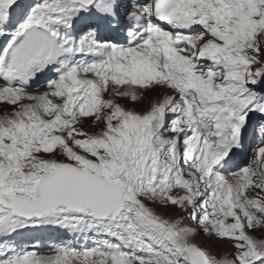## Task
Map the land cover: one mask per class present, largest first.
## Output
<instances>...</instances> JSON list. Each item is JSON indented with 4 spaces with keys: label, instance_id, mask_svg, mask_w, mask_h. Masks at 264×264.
I'll return each mask as SVG.
<instances>
[{
    "label": "snow or ice",
    "instance_id": "1",
    "mask_svg": "<svg viewBox=\"0 0 264 264\" xmlns=\"http://www.w3.org/2000/svg\"><path fill=\"white\" fill-rule=\"evenodd\" d=\"M0 105V264H264V0H0Z\"/></svg>",
    "mask_w": 264,
    "mask_h": 264
},
{
    "label": "rangeland",
    "instance_id": "2",
    "mask_svg": "<svg viewBox=\"0 0 264 264\" xmlns=\"http://www.w3.org/2000/svg\"><path fill=\"white\" fill-rule=\"evenodd\" d=\"M39 91H43L41 89H39ZM129 107H132V105H129ZM147 107L148 105L145 103L144 105H141L139 107V110L140 111H145L147 110ZM91 121H89L90 123ZM90 130H93V131H98L99 129H90ZM167 215L171 218V219H176V218H179V217H184L186 216L185 213H182V212H175L173 210H169V212L167 213ZM188 221L185 220V224H187ZM39 237V235H36ZM198 243H200L202 246H205V241L203 239H198L197 241ZM207 250H209L210 252H212L213 255H216L217 257H219L220 253L221 252H227V253H230L232 251V248L229 244H216L215 246H211V245H208L207 246ZM39 254L43 255L41 253V250H39ZM49 255H54L53 252H51Z\"/></svg>",
    "mask_w": 264,
    "mask_h": 264
},
{
    "label": "bare ground",
    "instance_id": "3",
    "mask_svg": "<svg viewBox=\"0 0 264 264\" xmlns=\"http://www.w3.org/2000/svg\"><path fill=\"white\" fill-rule=\"evenodd\" d=\"M261 146H262V145H261ZM43 254H44V255H48V254H50V252H49V250H44V251H43Z\"/></svg>",
    "mask_w": 264,
    "mask_h": 264
},
{
    "label": "clouds",
    "instance_id": "4",
    "mask_svg": "<svg viewBox=\"0 0 264 264\" xmlns=\"http://www.w3.org/2000/svg\"><path fill=\"white\" fill-rule=\"evenodd\" d=\"M123 103V102H122Z\"/></svg>",
    "mask_w": 264,
    "mask_h": 264
}]
</instances>
